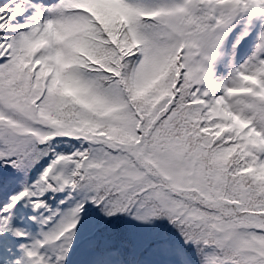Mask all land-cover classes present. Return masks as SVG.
<instances>
[{"label": "snow or ice", "instance_id": "snow-or-ice-1", "mask_svg": "<svg viewBox=\"0 0 264 264\" xmlns=\"http://www.w3.org/2000/svg\"><path fill=\"white\" fill-rule=\"evenodd\" d=\"M0 264H264V0H0Z\"/></svg>", "mask_w": 264, "mask_h": 264}]
</instances>
